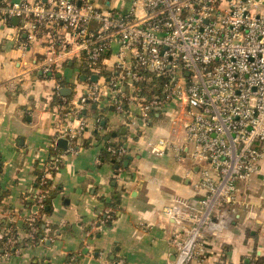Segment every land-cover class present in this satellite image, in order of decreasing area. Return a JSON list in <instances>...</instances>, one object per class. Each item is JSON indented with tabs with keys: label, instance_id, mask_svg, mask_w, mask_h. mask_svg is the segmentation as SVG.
I'll use <instances>...</instances> for the list:
<instances>
[{
	"label": "built area",
	"instance_id": "built-area-1",
	"mask_svg": "<svg viewBox=\"0 0 264 264\" xmlns=\"http://www.w3.org/2000/svg\"><path fill=\"white\" fill-rule=\"evenodd\" d=\"M12 16L18 17L17 32L29 40L37 32L48 35L39 61L44 75H54L72 57L85 61L87 81L66 113L105 101L103 106L111 105L139 131L154 113L181 125L183 143L156 135L146 139V148L178 157L184 149L199 166L195 185L204 194L185 212L177 205L163 207L186 221L168 239L173 259L166 264L199 259L207 235L235 212L238 181L259 171L264 157V0H132L128 11L91 0H0V20L7 23ZM113 41L116 59L107 71L101 60ZM79 135V127L59 130L57 136L68 139L64 153L77 151ZM102 149L118 161L127 153L124 142L103 143ZM62 162L63 153L45 161L38 190L29 197L36 210L24 215L21 227L9 224L0 231V261L34 245L44 221L41 186ZM112 212L104 205L91 228L105 225ZM6 213L0 204V215ZM43 239L42 232L38 241Z\"/></svg>",
	"mask_w": 264,
	"mask_h": 264
},
{
	"label": "crops",
	"instance_id": "crops-1",
	"mask_svg": "<svg viewBox=\"0 0 264 264\" xmlns=\"http://www.w3.org/2000/svg\"><path fill=\"white\" fill-rule=\"evenodd\" d=\"M91 1L122 11L132 4ZM17 25L18 20H0V204L7 211L0 218L5 226L21 227L24 215L36 210L24 199L37 192V174L45 161L63 153V162L50 178L54 190L51 209L43 211L44 239L0 264L168 263L173 259L168 239L186 221L167 215L163 207L177 205L185 212L204 190L195 185L199 166L184 149L179 157L173 151L156 155L147 150L146 139L164 135L181 144V125L154 113L139 131L111 105L103 106L105 101L90 102L80 113H66L68 102L87 81L80 77L86 72L83 59L72 57L54 75H44L39 61L48 50V35L37 32L29 40L25 32H17ZM111 44L101 60L107 71L116 59L117 43ZM58 84L70 86L71 92L62 94ZM66 126L79 127V141L88 143L75 152L54 147L57 133ZM108 142H124L127 153L121 161H95ZM237 184L230 221L207 235L200 258L190 264H246L259 258L264 262V157L259 171ZM104 205L114 209V217L101 228H91Z\"/></svg>",
	"mask_w": 264,
	"mask_h": 264
},
{
	"label": "trees",
	"instance_id": "trees-1",
	"mask_svg": "<svg viewBox=\"0 0 264 264\" xmlns=\"http://www.w3.org/2000/svg\"><path fill=\"white\" fill-rule=\"evenodd\" d=\"M81 68H82V69H86V68H87V67H86V63H85L84 60L82 61ZM104 73L106 74L107 71H104ZM94 131L96 132L97 129H94ZM86 143H88V142L82 140L81 142L77 143V146H82V145H85ZM100 157H101L102 159H105V160H109V159L114 158L113 155H112L108 150H106V149H102V150L100 151ZM60 165H61V164H60ZM53 171H54V170H53ZM41 173H42V171L40 170V171L38 172V174H37L36 185H38V186H39V184H38V178L40 177ZM50 183H51V182H50V179H47V182H46L44 185L41 186V188L44 189L45 194H46V198H45V203H44V204H45V206H46V205L48 206L47 209H46L45 206H44V208L42 209V211H45V210L48 211V210L51 209V198H52V196H53V190H54V189H53V188L50 189V186H51ZM32 196H34V194L31 195V197H32ZM24 202H25V204H27V205L30 204V206H31L32 201H29V200H27V199H24ZM107 204H109V203H107ZM111 208H112V207H111ZM112 209H113V208H112ZM113 210H114V209H113ZM114 215H115L114 212H112V217H110V218L106 221V224L110 223V221H111V219L114 217ZM43 223H44L43 221L40 223V230H41L40 233L43 232V227H42V224H43ZM5 225H7L6 221L1 220V218H0V231H3V230H4ZM12 227H13V226H12ZM40 233L36 234V235H35V238L32 239V241L34 242L33 244H35L36 242H38V238H39V236H40ZM4 239H5V234H4L2 237H0V249H3V241H4ZM261 263H262V259H261V258L256 259V260H253V261L251 262V264H261Z\"/></svg>",
	"mask_w": 264,
	"mask_h": 264
},
{
	"label": "water",
	"instance_id": "water-1",
	"mask_svg": "<svg viewBox=\"0 0 264 264\" xmlns=\"http://www.w3.org/2000/svg\"><path fill=\"white\" fill-rule=\"evenodd\" d=\"M11 20L14 23H17L18 17L17 16H12ZM57 75H59V73H57ZM80 77L82 79H85L86 78V74L83 73ZM90 78L92 80H95L97 78V74H95V73L91 74ZM59 90H60V92L62 94H68L69 92H71V87L70 86H61ZM93 106H95V104H93ZM55 144H56L57 147L65 149L67 147V144H68V139L66 137H57L56 140H55ZM129 158H130V156H128L127 159H125L123 161V163L127 164ZM45 208L47 209L48 206L46 205ZM246 262H247V260H245V263ZM262 264H264V262Z\"/></svg>",
	"mask_w": 264,
	"mask_h": 264
}]
</instances>
